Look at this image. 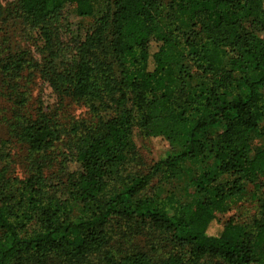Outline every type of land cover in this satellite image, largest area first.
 <instances>
[{
	"label": "trees",
	"instance_id": "obj_1",
	"mask_svg": "<svg viewBox=\"0 0 264 264\" xmlns=\"http://www.w3.org/2000/svg\"><path fill=\"white\" fill-rule=\"evenodd\" d=\"M95 1L0 6L9 123L0 142V264H258L264 143L253 153L249 137L264 141V0H103L83 38L63 42L65 8L91 17ZM15 20L39 34L36 57L12 49L5 32ZM30 72L96 118L58 186L47 185L42 156L65 131L48 112H28ZM134 129L170 148L146 173L136 169ZM14 143L37 156L23 179L9 172L5 149ZM185 161L195 199L147 193L153 178L180 176ZM243 199L260 202V217L246 223L234 214L210 233L217 214Z\"/></svg>",
	"mask_w": 264,
	"mask_h": 264
},
{
	"label": "rangeland",
	"instance_id": "obj_2",
	"mask_svg": "<svg viewBox=\"0 0 264 264\" xmlns=\"http://www.w3.org/2000/svg\"><path fill=\"white\" fill-rule=\"evenodd\" d=\"M16 0H0L2 10L13 11ZM170 0H163L164 5H168ZM93 14L91 17H79L72 11L70 7H66L63 11V24L66 33L61 35L63 42H69V38H83L87 30L92 26L93 20L100 17L106 10V4L103 0H97L92 3ZM4 29V28H3ZM4 32L0 33L3 35ZM8 41L14 50H28L31 55L36 57L35 50L39 47L40 42L37 31L28 29L20 20L13 22L8 21V30L5 32ZM263 36V35H262ZM42 45V43H41ZM238 77L239 75H235ZM24 78H28L29 83L26 85L28 92L26 93L28 112L32 113L42 109V112H48L54 123L60 125L64 129L65 134L54 146L46 151L42 156L44 158L45 167L43 175L48 186H58L66 181L65 175L61 171L65 159L69 151L73 149L74 144L79 141L87 143V135H94L96 132V118L89 111L87 106L79 101H73L68 98L60 100L51 89L44 84L36 72L24 74ZM25 107V109L27 108ZM0 103V142L5 141L9 137L7 110ZM77 126V127H76ZM77 128V130H75ZM88 130V131H87ZM76 131L77 133H75ZM213 134L214 131H209ZM132 140L138 154V165L136 169L139 172L146 173L148 169L159 159L164 158L170 153L167 144L160 140L148 139L144 137L139 130L134 129ZM251 149L254 153L263 146V139L252 134L249 137ZM83 145H80L81 147ZM1 147V143H0ZM10 158L11 165L9 172H12L17 178L26 177L37 160V156L31 154L25 145L18 143L12 144L11 147L5 149ZM192 175V164L189 161L183 163V173L167 182H163L159 176L152 179L148 186V192L160 193L163 197L168 193H172L183 204L190 203L196 198L195 186L190 182ZM248 191H250L248 189ZM264 193V192H263ZM264 196V195H263ZM260 202L243 199L236 202L225 213L217 214V222L211 228L210 233H217L220 230L222 222L230 218L232 215H239L242 221L249 222L253 218L260 217L258 205ZM141 239L133 241L134 245L143 246ZM258 264H264V251L257 252ZM212 264H215L213 261Z\"/></svg>",
	"mask_w": 264,
	"mask_h": 264
}]
</instances>
